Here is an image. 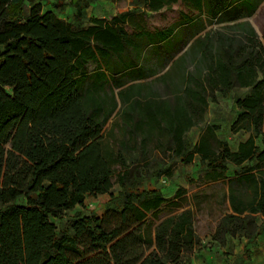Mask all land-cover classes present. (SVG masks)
Instances as JSON below:
<instances>
[{"label": "trees", "instance_id": "trees-1", "mask_svg": "<svg viewBox=\"0 0 264 264\" xmlns=\"http://www.w3.org/2000/svg\"><path fill=\"white\" fill-rule=\"evenodd\" d=\"M25 2L0 0V264H181L199 242L193 222L202 204L219 211L230 205L213 234L220 243L226 235L254 238L264 229L255 217L264 215V149L255 142L259 136L264 142V19L254 17L259 32L239 20L253 15L259 0H191L209 24H224L196 37L173 63L185 84V93L173 99L179 109H165L167 98L158 105L149 99L140 108L137 97L167 90L153 84L114 91L153 74L141 57L143 47L173 44L174 33L128 32L124 24L133 25L138 8L84 26L87 3L74 2L77 12L65 21L39 3L25 14ZM177 2L143 0L154 12ZM256 15L264 18V5ZM234 87L250 90L235 99L230 129L250 136L236 150L216 137L218 125H207L195 144L183 138L204 120L208 99ZM117 96L125 109H116ZM167 152L183 163L199 153L206 168L200 180L222 183L189 197L180 188L173 197L179 202L166 199L142 181ZM228 164L240 167L233 177L226 175ZM165 172L170 176L169 167L155 174ZM114 185L120 187L119 204L100 215L77 212L68 228L57 231L52 219ZM190 201L196 209L161 218L163 203Z\"/></svg>", "mask_w": 264, "mask_h": 264}, {"label": "crops", "instance_id": "crops-1", "mask_svg": "<svg viewBox=\"0 0 264 264\" xmlns=\"http://www.w3.org/2000/svg\"><path fill=\"white\" fill-rule=\"evenodd\" d=\"M76 1H80L81 3H87L83 18L84 26L93 25V23L90 21V19L92 18L103 19L105 20V22H108L117 14L131 11L134 8H138L140 11L135 12L131 16L133 17V19L130 20L131 21L130 23L133 22V25L129 23L124 24V28L128 32L132 33L137 28L150 32L151 34H155L159 31H163V32L168 31L171 32L172 34L174 33V36L175 35L177 36V40L173 44L165 43V42H151L148 45L144 46L141 52V57H143L144 55L146 56L147 66L153 67L155 69L153 74L140 78L127 80L126 82H124V84L115 88L114 91L117 93L118 91L125 90L128 86L136 83H147L148 86L149 84H153V87L156 90H160V92L164 88H167V90H165V93L164 92L159 93L158 94L159 97L157 95L154 97H148L146 99L137 97V99L139 100L140 108H142L143 104L148 102L149 99H151V101L154 104L158 105L162 103L161 101L167 98L170 100V105L169 108H165V109H179L180 108L178 106L179 104L176 102L173 103V99L176 97H181L182 94L185 93L184 92L185 84H181L180 79L178 77V74L182 72V69L179 68V65L173 67V69H171V67L173 63L176 61V59L188 49V47L191 45V43L194 41L196 37L203 35L206 31L210 29H214V28L207 29L208 25H213L215 23L209 24L207 22L206 19L208 17L204 12V9L199 11L197 8H194V6H192V4L190 3L191 0H178L177 3L172 4L170 6H165L164 8L158 10L157 12L150 11L148 9L147 4L143 3V0H120L121 2L123 1V4L122 5L120 4L119 5L120 7L116 5L117 9L114 7L115 4L112 5L113 4L112 0H97L96 4H100V7H98L99 9L98 13L95 12L88 13V7L92 0H68V1L52 0V2H54L52 3V5L50 4L45 5L46 2L43 0H32V4L39 3L41 4L43 10H53L54 13L60 19L65 21H72L74 15L77 12V7L75 6L74 3ZM137 1L140 2L138 3ZM148 1L149 0H147V2ZM262 5H264V0H259V5L256 11L254 12V14L249 17H243L239 20L250 21V18H252L257 14V12L262 7ZM107 6L113 7L112 8L113 10L108 9ZM171 11L176 12V18L173 21L166 23L162 26L150 25V21L157 16L163 18L167 16L170 17L169 14H171L170 13ZM199 13L202 14L200 15ZM192 17L196 18V20L193 23H187L186 21ZM199 17H201L200 21L197 20ZM223 24L224 23L217 24L219 26H217L216 28H219ZM172 27L174 28L172 31H170V28ZM141 57H140V61H141ZM89 66H94V65L90 64ZM191 68H192L191 64L187 66L186 70L183 72L184 76L187 74V70ZM166 72H168V74L167 76H164L163 74H165ZM162 75L164 76V79L162 80L163 81L165 80L166 83L165 86L162 80L160 81L158 80V78L161 77ZM238 88L245 89L246 91L237 97H243L250 90L249 87H238ZM215 94L217 99L218 96H223L217 91L215 92ZM237 97H235V99ZM235 99H234V104H235ZM216 101H211L208 99L207 107L210 103ZM117 102L118 105L116 109L126 108L125 107L126 104H124L122 107V104L118 96H117ZM237 111L238 108L234 110L232 120L228 124V130L233 134H240L241 132H243L246 133V135L244 138L237 140L236 144H234L233 146L230 145L226 139H223L219 136V131L221 128L219 123L205 122V118L203 121H200L198 124L190 126L188 130H186V132L183 134V138L190 141L192 144H195L200 140V137L207 125H218V128L215 130L216 137L220 140L226 141L231 150H236L238 144L240 142L245 141L251 134V132L249 131H238V132L231 131L230 126L237 116ZM194 128H199L200 131L194 140H190L189 132ZM262 130L264 131V122L262 125ZM258 139L260 140V142L263 141L261 140L260 136L255 139L256 145L260 147ZM195 158H198L201 165V155L199 153H194L193 159L190 163H192ZM190 163H183L181 161V164H190ZM232 167L233 169L231 170ZM228 168L229 169L226 174L228 177H233L235 171L240 170V167L234 164H228ZM205 169H206L205 166L201 165L200 169H197L189 176L186 184L176 181L174 174L170 171V176H169L170 181L168 187L166 188L167 191H162L160 189L163 196L166 199H172L175 193L178 191V189L183 188L186 191L185 195L189 197L192 193L198 190L206 189L207 191H209V188L218 187L222 183V180L215 182H206V183L200 180V176H202ZM190 183H193L194 187H190ZM173 200L174 202H179L180 199L177 197V198H173ZM194 207L196 209V205L194 204V201L193 202L190 201L188 204H184L180 207H172V204L170 202H165L160 206L161 209L160 216L161 218H163L168 215L177 214L187 208L193 209ZM230 212H232V210L230 208L228 201L224 205L222 211H219L218 207L216 206L209 207L208 205H204V204H202L201 207H199V209L197 208L193 225L195 228V232L199 237V242L194 246V248L190 252L186 253L183 256L181 264H264V229L260 231V233L254 238H249L248 236L242 233H237L235 235H226L224 243H220L218 240L213 238V234L219 218L224 214ZM148 216L150 217V214H148ZM255 217H256V223L260 225L262 222L261 219H263L261 217H264V215L255 214ZM245 250H247L249 254L247 257L244 258Z\"/></svg>", "mask_w": 264, "mask_h": 264}, {"label": "rangeland", "instance_id": "rangeland-1", "mask_svg": "<svg viewBox=\"0 0 264 264\" xmlns=\"http://www.w3.org/2000/svg\"><path fill=\"white\" fill-rule=\"evenodd\" d=\"M45 1V5H52V0H43ZM62 1H68V0H62ZM97 0H92L90 2V5L88 7V13L95 12L98 13L100 7V4H96ZM112 5L115 4V8L117 9V6L120 4H123V1L120 0H112ZM128 3V2H126ZM125 3V4H126ZM32 5V0H26L25 6H24V12L25 14L28 12L29 7ZM117 5V6H116ZM127 5V4H126ZM263 6V5H262ZM120 7V6H119ZM108 9L113 10L111 6H107ZM91 9V10H90ZM107 10V9H106ZM102 11V10H101ZM259 12V11H258ZM170 17H155L150 21L151 26H162L166 23H169L173 21L176 18V12L171 11ZM257 16V19L259 21L263 20L264 18L262 16L255 15L252 18H250V21L256 28V30L259 32V29L255 23V18ZM217 24L208 25L207 29L209 28H216ZM93 66H89V69H92ZM246 90L241 88H234L232 91L227 93L223 96H218V99L216 102H212L208 105L204 118L205 122H217L220 125V131L219 136L223 139H226L230 145L236 144L237 140L244 138L246 133L241 132L240 134H233L228 130V124L232 120L234 110L237 109V107L234 104V99L237 96H240L243 94ZM199 128H194L189 132V139L194 140L197 135L199 134ZM258 142L260 144L261 148H264V142H260L258 139ZM159 158V157H158ZM160 162L157 165H153L150 167L148 174H150L149 177L144 178L142 181V185L145 187H155L158 189H161L162 191H167V187L169 185L170 177L168 174L161 173L160 175H156L155 171L158 168H167L169 167L170 171L174 174L175 180L178 182H181L183 184L187 183V180L189 176L196 171L197 169L201 168L200 162L198 158H195L194 161L190 164H181L180 159L172 156L171 153L161 154L160 159H158ZM233 167L231 168V170ZM173 177V178H174ZM177 178V179H176ZM197 181V180H196ZM190 187H194L193 183H190ZM212 188H209V191H211ZM120 187L118 185H114L111 189L110 193L105 194H98L96 196H88L86 197L84 201L83 206H75L73 209L66 211L63 216L59 219H52V221L56 225V229L58 232H61L62 230L68 228L73 220V217L75 213L81 212L83 214H96L100 215L106 208H113L117 204L120 203V199L118 196ZM17 202H24V198H19ZM263 219L261 224L264 225V217H261ZM249 252L245 250L244 258L247 257Z\"/></svg>", "mask_w": 264, "mask_h": 264}]
</instances>
